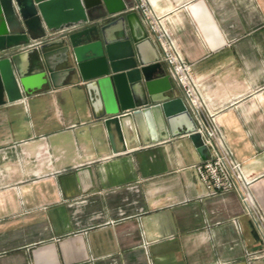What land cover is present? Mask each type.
<instances>
[{
    "label": "crops",
    "instance_id": "1",
    "mask_svg": "<svg viewBox=\"0 0 264 264\" xmlns=\"http://www.w3.org/2000/svg\"><path fill=\"white\" fill-rule=\"evenodd\" d=\"M148 1L264 214V0ZM202 160L184 134L110 142L81 85L61 78L0 104V264H264L247 257L262 244L242 200L207 194Z\"/></svg>",
    "mask_w": 264,
    "mask_h": 264
},
{
    "label": "water",
    "instance_id": "2",
    "mask_svg": "<svg viewBox=\"0 0 264 264\" xmlns=\"http://www.w3.org/2000/svg\"><path fill=\"white\" fill-rule=\"evenodd\" d=\"M128 8L126 0H0V50L27 45L46 29L78 24L38 49L0 57V104L47 83L56 86L61 78L81 85L110 142L116 137L124 146L132 140L145 145L184 134L206 159L192 115L180 97L165 94L175 86L138 13Z\"/></svg>",
    "mask_w": 264,
    "mask_h": 264
},
{
    "label": "built area",
    "instance_id": "3",
    "mask_svg": "<svg viewBox=\"0 0 264 264\" xmlns=\"http://www.w3.org/2000/svg\"><path fill=\"white\" fill-rule=\"evenodd\" d=\"M139 14L142 23L147 27L148 35L158 50L161 62L166 66L167 75L174 86L178 87L182 100L189 114L192 115L197 132L209 151L208 158L195 164L201 184L207 194L217 195L233 191L238 194L244 205L245 213L253 221L260 235L261 248L247 253L249 259L264 258V214L251 192V181L241 170V164L234 157L223 131L216 122L217 111L209 108L208 101L202 93L199 83L193 77L191 63H188L178 48L177 42L169 30L163 25L161 17L156 15L148 0H135L128 11ZM78 24H70L45 32L42 37L27 45H15L12 48L0 50V57H10L13 53L29 48L38 49L44 41L66 36Z\"/></svg>",
    "mask_w": 264,
    "mask_h": 264
}]
</instances>
